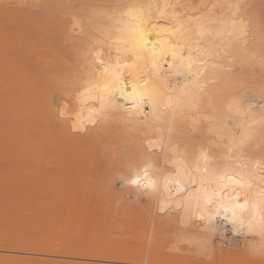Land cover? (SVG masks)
<instances>
[{"label": "rangeland", "instance_id": "1", "mask_svg": "<svg viewBox=\"0 0 264 264\" xmlns=\"http://www.w3.org/2000/svg\"><path fill=\"white\" fill-rule=\"evenodd\" d=\"M138 1L0 0V256L79 263L92 253V264H221L199 246L196 234L205 231L197 219L162 209L156 186L123 182L133 168L170 171L163 144L153 145L156 135L125 115L85 113L74 105L77 51L95 50L92 42L123 30L130 22L126 6ZM247 3L261 29L244 53L242 86L264 93V0ZM178 143L192 161L200 148L214 160H235L225 143L203 131ZM255 143L261 151L247 161L264 162V138ZM248 240L223 229L211 243L217 252L238 256L234 264H264L260 253L245 257ZM102 252L118 256L104 262ZM68 253L72 257L64 258Z\"/></svg>", "mask_w": 264, "mask_h": 264}, {"label": "bare ground", "instance_id": "2", "mask_svg": "<svg viewBox=\"0 0 264 264\" xmlns=\"http://www.w3.org/2000/svg\"><path fill=\"white\" fill-rule=\"evenodd\" d=\"M247 1L224 0L205 6L193 0H139L126 6L130 22L123 30L107 40L92 42L97 49H79L76 54L80 75L74 85L75 107L85 113L125 115L136 126L156 135L153 145L161 149L163 144L164 162L170 165L166 174H157L154 165L147 166L161 208L181 210L186 221L197 219L205 231L196 234L199 246L221 264L238 260V256L217 252L212 246L211 239L223 229L249 239L247 259L264 247V234L259 228L264 162L247 161L249 153L261 151L254 144L264 138V110L258 108V100L264 103V97L258 88L249 92L242 86V76L248 73L244 53L256 43L261 23L247 10ZM145 29L147 47H137L135 31ZM117 61L120 78L127 82L124 93L105 96L104 84L113 82ZM105 67L112 72H106ZM238 70L240 75H234ZM133 85L138 91H155V101L137 110L131 97ZM249 93L252 100L246 97ZM200 131L216 135L225 143L227 156L235 160H214L203 148L194 161L188 159L178 139ZM227 175H243L247 186L221 179ZM235 189H239L238 194L230 195ZM208 197L217 203L202 212ZM236 202L245 207L236 208ZM234 210L245 220V227H233ZM202 214H211L212 221L200 219ZM249 221L254 225L251 230L247 227ZM72 255L65 254L64 258ZM117 256L104 252L101 260L110 262ZM86 257L88 260L78 263L47 258L20 262L16 257L0 256V264H92L89 260L94 254L87 253Z\"/></svg>", "mask_w": 264, "mask_h": 264}, {"label": "snow or ice", "instance_id": "3", "mask_svg": "<svg viewBox=\"0 0 264 264\" xmlns=\"http://www.w3.org/2000/svg\"><path fill=\"white\" fill-rule=\"evenodd\" d=\"M146 29L144 31L136 30L135 31V43L136 46L139 47L140 45H143L144 47H147V36L145 35ZM175 43V42H174ZM103 61H101V64L103 65ZM106 72H112L111 68L105 67ZM147 82V80H146ZM126 81L122 80L120 78L119 74V61H117L116 65V70L114 73V79L111 84H108L107 81L104 84L105 87V96L108 95H113L115 92H120L121 94L124 93V86H126ZM99 87V85L97 86ZM137 85H133V90L131 93V97L133 100L136 102L137 110H139V106L143 105L145 103H153L156 98V92L152 91L149 92L147 89L145 90H137ZM262 97H264V93H262ZM63 115V113H61ZM261 116L264 117V112L261 113ZM75 128L76 126L73 125ZM221 179H227L230 183L234 184H239L241 187L247 186V181L243 175H227V176H222ZM123 182L132 184L139 187H144V188H151L153 187V180L151 179L149 175V168L145 166L142 170H136L132 169L130 174L126 177L123 178ZM239 189L233 190L230 195H236L238 194ZM261 201H262V208L260 212V222H259V228L262 234H264V192L261 193ZM217 203L215 200H213L211 197H208L207 201L205 202V207L202 209V212H207L208 211V205H214ZM236 208H244L245 204H241L239 202H236L235 204ZM216 215H219L217 212ZM200 219H207L209 222L212 221L213 216L211 214L207 215L206 217L202 214L200 216ZM232 225L233 227H237L239 225L240 228L245 227V220L241 217L238 216L235 210L233 211V219H232ZM253 223L249 221L247 223V227L251 230L253 228ZM211 227V225H210ZM260 255L264 257V247L260 249Z\"/></svg>", "mask_w": 264, "mask_h": 264}, {"label": "built area", "instance_id": "4", "mask_svg": "<svg viewBox=\"0 0 264 264\" xmlns=\"http://www.w3.org/2000/svg\"><path fill=\"white\" fill-rule=\"evenodd\" d=\"M235 241L239 243V242L242 241V238L241 237H236ZM217 242H219V241H217ZM224 246H226V243L224 244Z\"/></svg>", "mask_w": 264, "mask_h": 264}]
</instances>
